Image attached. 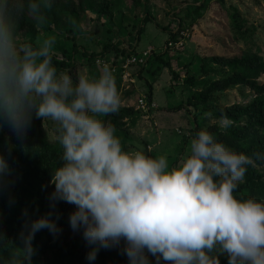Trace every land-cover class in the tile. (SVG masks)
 <instances>
[{"label": "clouds", "instance_id": "1", "mask_svg": "<svg viewBox=\"0 0 264 264\" xmlns=\"http://www.w3.org/2000/svg\"><path fill=\"white\" fill-rule=\"evenodd\" d=\"M53 3L0 0V131L7 128L23 144L34 119L51 121L62 149L51 171L49 210L35 219L22 210L19 243L0 232V249L9 250L0 264H32L36 233L46 229L54 239L62 233L61 202L74 206L68 225L88 248L87 264L113 249L127 264H221V257L227 264H264V202L233 195L248 166L264 162V151H233L207 130L191 140L179 166L170 167L165 155L125 150L103 119L122 104L111 66L74 79L53 64L55 34L35 42L22 35V17L43 31ZM232 123L221 115V129ZM12 176L0 154V191H8Z\"/></svg>", "mask_w": 264, "mask_h": 264}, {"label": "rangeland", "instance_id": "2", "mask_svg": "<svg viewBox=\"0 0 264 264\" xmlns=\"http://www.w3.org/2000/svg\"><path fill=\"white\" fill-rule=\"evenodd\" d=\"M108 1L110 6L107 15H101V18L97 19V10L102 2H90L86 6V3L74 0L79 14L76 29L78 37L59 31L50 33L45 28L41 31L35 27L37 33L35 40L55 34L57 44L54 58L58 61L70 57L72 45L75 44L80 49L73 61L76 65L73 70L76 77L80 75L97 77L102 64L108 63L111 69L115 70L113 73L122 100L121 108L130 106L135 111V115L125 120L124 126L118 128L116 132L125 150L143 149L146 155L153 158L165 155L168 157L170 167L179 166L190 154L191 142L185 146L181 156L177 149L182 139L190 135L193 117H196L197 122L205 129L215 124L219 126V119L213 118V114L219 108L232 105L247 106L252 102L253 94L239 86L224 93L211 95L210 100L203 106H192L198 103L200 95L210 82L220 80L229 74L220 67L208 64L207 57L228 54L240 56L245 49L244 43L233 41V34L236 31L233 28L235 22L230 18L233 12L237 15V23L241 21L244 28L253 29L252 43L247 49H251L252 53L264 59V0H140L139 7L132 0ZM200 5H203V9H198ZM142 15H148L152 21L146 25L142 24ZM179 21L185 25L186 31L183 47L180 51H174L165 45L166 34L155 25L169 32L178 28ZM64 23L63 19L60 23L61 28ZM137 26L142 27L139 43H136ZM103 43L118 44L120 50L129 49L134 45L137 55L148 52L149 57L166 54L171 69H166L158 75V80L152 85V103L155 101L157 106L154 111L144 114L137 110L139 99L144 97L147 101L149 84L147 81L143 83L142 79H137L140 68L128 66V58L119 56L116 59L109 56V60L97 59L94 64H87L80 56L83 50L87 55L99 54L100 45ZM204 65L213 69L215 74L190 82L189 74L194 73L198 76L200 68ZM118 68L121 69L119 74ZM261 81L264 82V79ZM129 92L130 95H127ZM179 105L188 108L190 114L185 110L175 114L163 111L164 108ZM157 110L162 111L155 112ZM152 112L155 114L151 115ZM43 128L47 137L54 141V123L43 121Z\"/></svg>", "mask_w": 264, "mask_h": 264}, {"label": "trees", "instance_id": "3", "mask_svg": "<svg viewBox=\"0 0 264 264\" xmlns=\"http://www.w3.org/2000/svg\"><path fill=\"white\" fill-rule=\"evenodd\" d=\"M78 1L80 3H86V6L90 2H102L101 7L97 10V19L101 18V15L106 16L110 6L108 0ZM132 2L136 3L138 7L141 6L140 0H132ZM198 9H203V5H200ZM46 15L48 17V24L45 26V30L48 32L59 31L73 34L75 37L79 36L76 30L79 14L74 0H54L52 9ZM230 18L235 22L233 28L236 31L233 34V41L236 43H244L246 45L245 49L242 50L240 56L228 54L225 56L209 55L207 57L208 64L220 67L229 74L220 80L210 82L200 95L198 103L192 106H203L210 100L211 95L224 93L239 86L248 89L254 98L247 106L232 105L230 107L219 108L213 114V118L215 119H220L221 115H226L232 120V126L226 130L221 129L216 124L208 126L205 129L197 122L196 117H193L191 119L193 128L190 130V135L186 139H182L177 149L180 156L184 152L185 146L201 130H207L213 133L219 142L224 143L233 151L242 152L245 155H252L257 151H264V82L261 81L262 78L264 79V59L252 53L251 49H247L252 43L253 29L244 28L242 26L243 22L241 21L237 23L238 20L235 12L230 15ZM63 19L65 23L63 24V28H61L60 23H62ZM142 20V24L146 25L152 21V18L148 17V15H142ZM155 26L166 34V46L169 42L181 40V33L186 31V27L185 25L183 26L181 21H179L178 28L175 31L166 32L158 25ZM21 28L22 35L26 39L35 42L37 33L30 18L22 17ZM141 30L142 27L139 26L137 33H135L136 43H139ZM72 46V55L70 57L61 61L53 58V64L58 70L68 72L75 79L77 77L74 75L73 70L76 68V65L73 61L75 54L80 49L75 44ZM100 46L101 51L99 54L87 55L86 51L83 50L80 56L85 59L87 64H94L97 59L109 60V56L117 59L119 56L130 58L132 56L140 57L142 55V53L137 55L134 45L129 47V49L122 50L119 49L118 44L103 43ZM116 63L119 64L118 62ZM135 66L140 68L137 79H142L143 83L147 81V84H149H146L147 101L151 103L153 98L152 85L158 80L157 76L164 70L171 69L168 57L165 53H162V55L147 56L142 65ZM117 70H119L117 71V74H119L121 69L118 68ZM213 73V69H209L204 65L200 68L198 76L190 73L188 80L190 82L196 81L197 78L207 77ZM133 93L136 94L135 91ZM127 95H130V92ZM182 110L190 114L189 109L184 105L163 109L164 112L174 114ZM160 111L162 110H157L156 112ZM134 115V109L128 106L120 108L118 113L104 117L103 119L106 122L112 123L116 129H120L125 124L123 122ZM0 154L6 156L13 169L12 183L8 191H0V232L4 233L9 239L19 243L16 240L17 234L21 231L25 222L22 210L27 209L31 219L42 216L49 210L47 197L53 190V187L49 185L51 171L60 166L62 149L58 142L55 140L52 141L47 137L43 128V121L34 119L32 128L28 133V138L23 144L18 142L7 128L0 131ZM175 162L176 160L173 164ZM233 195L240 200L251 198L264 202V162L257 161L255 167L248 166L244 182L239 185ZM10 198L14 200V203H9ZM73 210L74 206L71 204L61 202L57 205V211L60 213L58 224L62 228V233L55 239L46 229L36 233L33 241L36 254L32 258V264H87L85 255L88 248L81 235L79 233H73L68 225V215ZM8 252V249H0V254L5 257H7ZM220 259L221 264H227L224 257ZM95 264H127V258L126 256L120 255L116 249L101 250Z\"/></svg>", "mask_w": 264, "mask_h": 264}, {"label": "built area", "instance_id": "4", "mask_svg": "<svg viewBox=\"0 0 264 264\" xmlns=\"http://www.w3.org/2000/svg\"><path fill=\"white\" fill-rule=\"evenodd\" d=\"M182 39L177 42H169L167 44L168 49L174 50V51H180L183 47V41H184V33H181ZM148 53H142L140 57L132 56L127 59V65L128 66H135V65H142L144 63V59L148 56ZM113 71H115L113 69ZM156 104L153 102L149 103L147 102L144 97L138 100V107L137 110L142 111L144 114H149L151 111H154L156 109Z\"/></svg>", "mask_w": 264, "mask_h": 264}, {"label": "crops", "instance_id": "5", "mask_svg": "<svg viewBox=\"0 0 264 264\" xmlns=\"http://www.w3.org/2000/svg\"><path fill=\"white\" fill-rule=\"evenodd\" d=\"M154 102H155V101H154ZM155 112H156V111H155ZM155 112H152V113H151V115H154V114H155Z\"/></svg>", "mask_w": 264, "mask_h": 264}]
</instances>
